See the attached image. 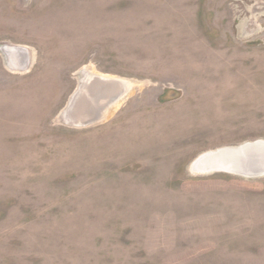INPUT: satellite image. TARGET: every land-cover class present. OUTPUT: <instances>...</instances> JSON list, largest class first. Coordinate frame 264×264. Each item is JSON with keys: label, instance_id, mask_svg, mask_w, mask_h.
Returning a JSON list of instances; mask_svg holds the SVG:
<instances>
[{"label": "rangeland", "instance_id": "374dc122", "mask_svg": "<svg viewBox=\"0 0 264 264\" xmlns=\"http://www.w3.org/2000/svg\"><path fill=\"white\" fill-rule=\"evenodd\" d=\"M88 77L128 91L78 127ZM255 140L264 0H0V264H264V176L191 171Z\"/></svg>", "mask_w": 264, "mask_h": 264}, {"label": "water", "instance_id": "95a60500", "mask_svg": "<svg viewBox=\"0 0 264 264\" xmlns=\"http://www.w3.org/2000/svg\"><path fill=\"white\" fill-rule=\"evenodd\" d=\"M5 53L10 68L24 71L29 66L24 50L5 48ZM127 91V84L120 80L88 77L79 85L61 118L78 127L97 123ZM191 171L195 174L221 172L245 177L264 176V140L206 152L193 161Z\"/></svg>", "mask_w": 264, "mask_h": 264}]
</instances>
